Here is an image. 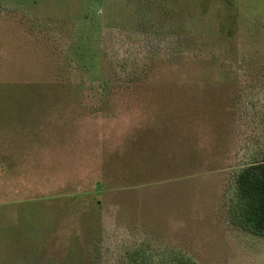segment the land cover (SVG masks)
Returning <instances> with one entry per match:
<instances>
[{
  "label": "rangeland",
  "instance_id": "obj_1",
  "mask_svg": "<svg viewBox=\"0 0 264 264\" xmlns=\"http://www.w3.org/2000/svg\"><path fill=\"white\" fill-rule=\"evenodd\" d=\"M0 159V264H264V0H0Z\"/></svg>",
  "mask_w": 264,
  "mask_h": 264
},
{
  "label": "trees",
  "instance_id": "obj_2",
  "mask_svg": "<svg viewBox=\"0 0 264 264\" xmlns=\"http://www.w3.org/2000/svg\"><path fill=\"white\" fill-rule=\"evenodd\" d=\"M236 193L242 204L236 225L264 236V161L244 168L236 178Z\"/></svg>",
  "mask_w": 264,
  "mask_h": 264
},
{
  "label": "crops",
  "instance_id": "obj_3",
  "mask_svg": "<svg viewBox=\"0 0 264 264\" xmlns=\"http://www.w3.org/2000/svg\"><path fill=\"white\" fill-rule=\"evenodd\" d=\"M3 160L4 159H0V173H3V174H7L8 172H9V169H7L6 167H4V166H6V165H4L5 164V162H3ZM6 160V159H5ZM32 202V200H23V201H18V203H16V204H8V203H0V207H7V206H12V205H14V206H18V205H20V204H22V203H24V202ZM37 223V222H36ZM8 226H10V225H8ZM0 228L2 229L3 228V226H0ZM0 243H5V241H4V239H0Z\"/></svg>",
  "mask_w": 264,
  "mask_h": 264
}]
</instances>
